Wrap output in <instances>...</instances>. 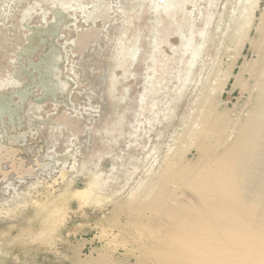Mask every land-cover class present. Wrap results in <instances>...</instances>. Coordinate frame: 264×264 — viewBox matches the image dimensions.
<instances>
[{
    "label": "rangeland",
    "instance_id": "rangeland-1",
    "mask_svg": "<svg viewBox=\"0 0 264 264\" xmlns=\"http://www.w3.org/2000/svg\"><path fill=\"white\" fill-rule=\"evenodd\" d=\"M263 27L264 0H0V264L95 257L113 205L194 159L206 97L252 102Z\"/></svg>",
    "mask_w": 264,
    "mask_h": 264
},
{
    "label": "bare ground",
    "instance_id": "bare-ground-1",
    "mask_svg": "<svg viewBox=\"0 0 264 264\" xmlns=\"http://www.w3.org/2000/svg\"><path fill=\"white\" fill-rule=\"evenodd\" d=\"M258 33L253 86L239 82L252 102L231 114L206 97L190 130L194 159L175 153L151 189L113 205L97 222L96 256L75 264H264V27Z\"/></svg>",
    "mask_w": 264,
    "mask_h": 264
}]
</instances>
